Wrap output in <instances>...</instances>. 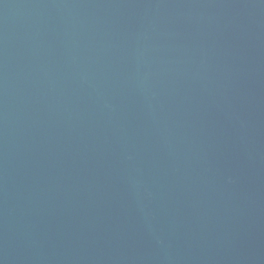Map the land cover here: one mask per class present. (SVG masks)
Masks as SVG:
<instances>
[{
	"label": "water",
	"instance_id": "95a60500",
	"mask_svg": "<svg viewBox=\"0 0 264 264\" xmlns=\"http://www.w3.org/2000/svg\"><path fill=\"white\" fill-rule=\"evenodd\" d=\"M0 264H264V0H0Z\"/></svg>",
	"mask_w": 264,
	"mask_h": 264
}]
</instances>
